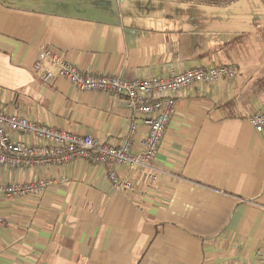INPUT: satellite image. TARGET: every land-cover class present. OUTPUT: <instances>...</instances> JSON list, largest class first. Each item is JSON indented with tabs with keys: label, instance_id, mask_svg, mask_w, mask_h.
I'll use <instances>...</instances> for the list:
<instances>
[{
	"label": "crops",
	"instance_id": "obj_1",
	"mask_svg": "<svg viewBox=\"0 0 264 264\" xmlns=\"http://www.w3.org/2000/svg\"><path fill=\"white\" fill-rule=\"evenodd\" d=\"M42 53L92 76L224 65L240 75L175 95L147 167L117 168L132 191L83 158L0 167V184L50 182L37 196L0 197V264H258L264 129L249 117L264 111V0H0V110L115 146L134 130L140 156L145 116L125 96L44 82Z\"/></svg>",
	"mask_w": 264,
	"mask_h": 264
},
{
	"label": "built area",
	"instance_id": "obj_2",
	"mask_svg": "<svg viewBox=\"0 0 264 264\" xmlns=\"http://www.w3.org/2000/svg\"><path fill=\"white\" fill-rule=\"evenodd\" d=\"M49 60L52 68L43 69ZM36 72L42 71L44 82L56 78L67 81L84 92L101 91L127 98L128 107L137 115H143L148 126L144 139V152L132 154V130L120 146L100 143L91 136L71 134L55 127L39 124L24 116L6 114L0 110V167H31L44 163L61 164L74 158L87 159L106 166L113 189L132 191V183L120 179L117 168L128 166L147 167L157 152L169 124L175 106V95L181 90L198 84H216L221 80L234 81L240 71L234 66H196L182 72H167L158 78L125 79L119 76L85 75L81 70L59 55L42 53L35 64ZM252 126L264 129V111L249 117ZM10 134H25L37 140V144L22 141L11 142ZM155 181L156 176L150 175ZM50 182L40 180L23 184H0V197L17 199L41 194ZM5 221L0 218V228ZM258 264H264V250L258 252Z\"/></svg>",
	"mask_w": 264,
	"mask_h": 264
}]
</instances>
